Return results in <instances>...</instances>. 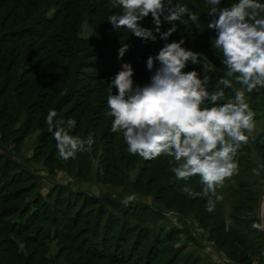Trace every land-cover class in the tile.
<instances>
[{
  "label": "rangeland",
  "instance_id": "374dc122",
  "mask_svg": "<svg viewBox=\"0 0 264 264\" xmlns=\"http://www.w3.org/2000/svg\"><path fill=\"white\" fill-rule=\"evenodd\" d=\"M72 2L74 5L75 1ZM237 2L221 0L219 7H230ZM257 2L264 4V0ZM171 3L187 5L199 17L198 28L186 15L188 23L178 27L182 32L187 28L190 33L194 32L184 37L187 43L182 47L201 54L198 63L189 61L183 71L195 70L201 79L206 75L209 91L223 89L225 95L217 106L234 100L233 89L243 90L244 86L236 81L238 73L227 76L222 51L214 47L216 33L205 22L206 18L213 19L209 15L212 6L206 0H171ZM9 6H13L11 0L0 13V20ZM110 10L112 7L101 23L96 20L97 12L92 17L75 19L76 38L92 44L90 50L102 44L101 47L112 49L128 43L125 34L129 30L114 29L107 21L112 15ZM52 13L50 10L47 15ZM62 14L59 21L63 19ZM156 35L155 42H147L150 46L130 49L126 54L130 59L109 63L108 72L103 75L97 68L94 72L86 68L76 71L82 55L68 61L62 55L56 58V62L67 67L68 73L62 77L66 83L60 85V93L68 97L57 102L62 111L55 119H74L76 125L69 134L81 139L91 136L94 140L91 151L78 152L75 158L65 161L59 157L56 141L48 130L47 113L55 108L56 99L49 89L39 92V97L47 96L45 115L34 116L35 112L27 109L31 100L22 105L15 103L4 113L0 96L3 115V118L0 116V190L3 188L0 192V264H264V244L260 238V232L264 237V231L252 227L254 222L258 223V217L260 222L264 218V99L260 98L264 87L257 86L250 93L245 91V100L255 113V128L251 133L245 132L249 141L237 150L236 174L216 190L223 199L215 202L212 219L206 209L208 200L215 201V196L209 193L189 197L182 190L187 186L203 193L199 176L187 181L178 179L172 169L179 162L173 157L161 155L145 160L130 154L123 132L111 131L114 118L109 115L107 97L116 92L114 87L110 92V82L121 65L130 63L134 85H144L160 66L154 61L153 68L148 69V57L154 51L159 52L166 42L179 41L172 36L163 41ZM139 55L146 59L131 61ZM45 56L46 52L40 54V58ZM47 63L39 69L45 70ZM48 78L52 80L51 73ZM223 78L229 79L233 87L219 85L218 89V82ZM11 92L9 88L7 94ZM103 99L102 110L93 112ZM211 106L206 101L201 107ZM261 117L262 120L255 122ZM64 127L68 130L66 124ZM171 184L176 186L173 190ZM74 193L77 200L70 197ZM130 195L135 199L125 204V197ZM137 206L141 208L138 210ZM31 213L38 220L34 227L26 228L24 218H29ZM226 221H231L229 228L234 230L225 231ZM223 258L228 262H222Z\"/></svg>",
  "mask_w": 264,
  "mask_h": 264
},
{
  "label": "clouds",
  "instance_id": "9594fccd",
  "mask_svg": "<svg viewBox=\"0 0 264 264\" xmlns=\"http://www.w3.org/2000/svg\"><path fill=\"white\" fill-rule=\"evenodd\" d=\"M211 5L209 15L213 17L208 28L216 33L214 47L221 50L227 68V76L237 74L236 81L243 90L233 89L234 100L217 106L225 93L219 89L232 88V82L223 78L218 82L219 90L209 91V78L203 79L197 71H183L188 62H199L200 53L182 47L183 39L165 43L155 57L149 56L147 68L159 62L155 74L144 85H134L130 63H123L110 82L107 97L109 115L112 116V132L122 131L128 152L145 160L167 155L179 162L172 171L178 179L189 180L199 176L204 185L203 193H196L185 186L182 190L189 197L215 196L208 200L207 211H214L215 202L223 199L217 188L236 174L238 162L235 156L242 144H247L254 128L255 113L245 100V91L252 92L257 86L264 87V4L257 0H238L230 7L221 8V0H206ZM114 6L122 9L112 14L107 21L114 29H127L135 37L155 42L157 35L163 41L176 31L175 21L187 16L197 28L199 17L187 5L172 4L171 0H114ZM151 16L155 29L141 26V21ZM162 19L173 23L161 32ZM156 33V34H154ZM129 45L119 49L122 57ZM211 107H201L205 102ZM55 110H49L46 123L52 133L59 157L62 160L75 158L78 152L91 151L94 140L91 136L81 139L70 135L76 125L74 119L54 120ZM67 125L65 129L64 125ZM264 167V166H262ZM259 175L257 170H253ZM134 195L125 197L128 204ZM231 221H226L225 231ZM254 229L264 231V218L254 222Z\"/></svg>",
  "mask_w": 264,
  "mask_h": 264
},
{
  "label": "trees",
  "instance_id": "16d2710c",
  "mask_svg": "<svg viewBox=\"0 0 264 264\" xmlns=\"http://www.w3.org/2000/svg\"><path fill=\"white\" fill-rule=\"evenodd\" d=\"M8 1L10 0H0V13L6 8ZM11 1L13 6H9L7 13L3 16L2 20H0V30L7 31L0 33V96L2 97L3 107H5L4 113L14 107V105H16L15 103L22 105L31 100L32 102L28 104L27 109L30 110V112L34 111V116H36V114L45 115V111L48 109L45 106L47 96L44 98L39 97L41 89H49L50 93L54 94V97L56 95V99H54L55 108L52 110H55L57 115L62 111V108L56 105L58 101H64L68 97V95L60 93L61 86L66 83L62 80V77L68 72H66L67 67L63 65L64 63L56 62V58L61 55L66 61L71 58L76 60L78 56L82 55V58L79 59V62L76 64V71H78L79 68L82 70L86 68L94 72L97 68V70L101 72L100 75H103L105 71L108 72L109 63H118L122 59H130L131 56L126 57V54H129V51H131L130 49H141L143 46H150L147 40L137 38L128 31L125 34L126 38L128 37V43L125 44L129 45V47L124 53L125 57L122 56L120 59L117 51H119L122 45H117V48L111 49L101 47L104 45L102 44L96 49L90 50L92 44L76 38L75 19H79L82 16L86 18L92 17V15H95L97 12L98 18L96 20L101 23L108 14L109 7H112V10H110L111 12H109L110 14H120L122 9L114 6V0H80L78 4L76 0H74V5H72V0H67L66 2H64V0H32L31 2H29V0ZM57 5L60 7L56 9ZM50 10H53V13L51 16H48L47 13ZM97 10H102V13H98ZM31 12L32 14H30ZM61 14L63 19L59 21V16ZM205 22L208 25L209 20L206 18ZM173 23L175 24L176 31L173 32L171 36L174 39L184 40V37L194 35V32L190 33L192 32L191 30L190 32L187 31L188 28L186 30L184 29V32L181 31L182 29L178 28L188 23V20L184 17H182L181 21H175ZM173 23L165 22L162 19L161 32L171 28ZM141 26L153 30L155 29L152 18H149V16L141 21ZM29 39L31 40L29 41ZM116 42L119 43L118 41ZM185 43L187 42L185 41ZM145 44H147V46ZM114 46L113 44V47ZM43 52H46V56L40 58V54ZM157 54L158 52L154 51L151 56L155 57ZM92 59H97V64L92 63ZM143 59H146L145 56L139 55L131 61H142ZM45 63H47L46 69L40 70L39 67ZM34 72L38 73L33 75ZM48 72L51 73L52 80L48 78ZM82 75H84V73ZM13 76L15 79H13ZM28 86H30V88L27 90ZM54 87H56V91L53 90ZM3 88H5L4 92ZM9 88H12V92L7 94ZM66 91H68V87H66ZM260 98L264 99V95L262 94ZM103 101L104 99L99 100V105L93 112L102 110V104L100 103ZM255 101L256 99L252 100V103ZM69 103H71V100L66 102V104ZM221 103L223 104V102ZM77 106L81 107L80 104H77ZM257 110L260 112L261 109ZM69 115L70 114H67V116ZM0 116L3 118L2 114H0ZM55 118L54 120H56ZM33 120L32 118V123H34ZM28 122L31 121L29 120ZM26 125L29 126L30 123ZM29 127H27V129ZM172 176L173 172L170 171L171 179ZM241 184H243V182H241ZM171 187L173 190L176 186L171 184ZM2 190L3 188L0 192ZM70 197L75 200L78 199L75 193L74 196ZM144 207L147 208L146 206ZM144 207L143 211H145ZM137 208L139 210L141 207L137 206ZM236 209H240V207ZM26 211H28V208H26ZM214 217L215 212H211L210 218L212 219ZM18 219L20 218L18 217ZM25 219H27L25 222L27 223L25 224L26 228L29 226L34 227L38 220V216L35 213H31L29 218H24V220ZM229 230L232 231L234 229L229 228Z\"/></svg>",
  "mask_w": 264,
  "mask_h": 264
},
{
  "label": "water",
  "instance_id": "95a60500",
  "mask_svg": "<svg viewBox=\"0 0 264 264\" xmlns=\"http://www.w3.org/2000/svg\"><path fill=\"white\" fill-rule=\"evenodd\" d=\"M260 209H261V204H260V206H259V210H260ZM258 223H261L259 217H258ZM260 236H261L262 243L264 244V237H263V235L261 234V232H260Z\"/></svg>",
  "mask_w": 264,
  "mask_h": 264
},
{
  "label": "crops",
  "instance_id": "0c3cea01",
  "mask_svg": "<svg viewBox=\"0 0 264 264\" xmlns=\"http://www.w3.org/2000/svg\"><path fill=\"white\" fill-rule=\"evenodd\" d=\"M260 119L262 120L263 118H262V117H261V118H258L257 121H255V122H258ZM260 131H261V130H260ZM262 132H263V129H262L261 133H262ZM250 146H251V145H250ZM251 148H252V149L254 148V144H253V147H251ZM246 149H247V147L244 148V150H246Z\"/></svg>",
  "mask_w": 264,
  "mask_h": 264
},
{
  "label": "built area",
  "instance_id": "2783aa9c",
  "mask_svg": "<svg viewBox=\"0 0 264 264\" xmlns=\"http://www.w3.org/2000/svg\"><path fill=\"white\" fill-rule=\"evenodd\" d=\"M222 262H228V261L223 258Z\"/></svg>",
  "mask_w": 264,
  "mask_h": 264
}]
</instances>
